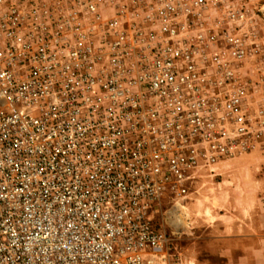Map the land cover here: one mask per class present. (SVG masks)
<instances>
[{
	"label": "built area",
	"instance_id": "built-area-1",
	"mask_svg": "<svg viewBox=\"0 0 264 264\" xmlns=\"http://www.w3.org/2000/svg\"><path fill=\"white\" fill-rule=\"evenodd\" d=\"M259 144L253 0H0V264H197L165 187Z\"/></svg>",
	"mask_w": 264,
	"mask_h": 264
},
{
	"label": "crops",
	"instance_id": "crops-1",
	"mask_svg": "<svg viewBox=\"0 0 264 264\" xmlns=\"http://www.w3.org/2000/svg\"><path fill=\"white\" fill-rule=\"evenodd\" d=\"M253 1L264 13V0ZM251 155L231 160L242 162ZM255 178V192L246 190L240 200L230 199L225 204L226 213L214 215L212 222L195 231L196 237L187 253L197 264H264V154L258 162ZM177 215L180 223L188 226L189 223L183 217L180 219L179 213Z\"/></svg>",
	"mask_w": 264,
	"mask_h": 264
},
{
	"label": "rangeland",
	"instance_id": "rangeland-1",
	"mask_svg": "<svg viewBox=\"0 0 264 264\" xmlns=\"http://www.w3.org/2000/svg\"><path fill=\"white\" fill-rule=\"evenodd\" d=\"M246 154H252L249 160L223 162L218 168L219 175L216 177H203L195 182L191 186V194L188 200L183 201L186 204L185 206L175 205V193L169 185L165 187L162 202L164 208L168 209L165 216L166 229L169 233L175 232L177 236L181 237L174 239V245L188 251L189 245L196 237L195 231L199 230L200 226L204 227L212 222L214 215L224 214L228 211L225 207L226 202H229L230 199L240 200L246 190L255 192V172L260 157L264 154V144H259L242 155L234 156L233 159ZM165 204H168L169 207H165ZM178 213L180 219L183 217V220L189 223L188 226L180 223L177 219ZM162 221V213L158 210L154 214L153 224L159 227L162 225Z\"/></svg>",
	"mask_w": 264,
	"mask_h": 264
},
{
	"label": "bare ground",
	"instance_id": "bare-ground-1",
	"mask_svg": "<svg viewBox=\"0 0 264 264\" xmlns=\"http://www.w3.org/2000/svg\"><path fill=\"white\" fill-rule=\"evenodd\" d=\"M185 206V205H184Z\"/></svg>",
	"mask_w": 264,
	"mask_h": 264
}]
</instances>
